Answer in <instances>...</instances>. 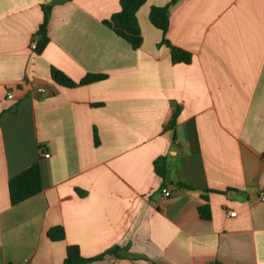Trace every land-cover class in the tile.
Segmentation results:
<instances>
[{"label": "crops", "instance_id": "obj_1", "mask_svg": "<svg viewBox=\"0 0 264 264\" xmlns=\"http://www.w3.org/2000/svg\"><path fill=\"white\" fill-rule=\"evenodd\" d=\"M168 5L140 8L133 50L103 24L119 0H0V264H63L69 245L86 258L122 249L91 264H264V0L171 4L167 39L190 64L172 63L149 19ZM53 67L107 79L66 88ZM35 163L42 192L12 206L10 179Z\"/></svg>", "mask_w": 264, "mask_h": 264}, {"label": "trees", "instance_id": "obj_2", "mask_svg": "<svg viewBox=\"0 0 264 264\" xmlns=\"http://www.w3.org/2000/svg\"><path fill=\"white\" fill-rule=\"evenodd\" d=\"M72 0H63V2H70ZM148 0H119L121 10L114 13L109 19L103 21V24L111 29L118 37L131 45L133 50H138L143 44V37L141 28L139 26L137 13L140 8ZM178 0H170V5L176 3ZM170 5L165 7H152L149 12V19L152 25L162 32V40L159 45H166L171 50V59L173 64H190L192 62V54L183 49L173 46L167 39V33L170 25ZM43 22L41 23L37 32V47L35 52L42 54L49 44L48 25L51 17V8L43 7ZM51 77L53 81L59 86L66 88H76L79 86H86L97 83L107 79L104 74H87L80 82H75L70 79L64 72L57 68L51 69ZM180 114V108H177L173 118L170 122V127L175 131L177 119ZM94 144L100 145L97 130L94 129ZM154 170L158 177L164 180L165 174L168 170L167 158L159 157L154 162ZM181 187H186L179 184ZM9 197L12 206H17L28 199L39 195L43 190L41 167L39 163L33 164L28 169L24 170L17 176L10 179ZM199 215L203 220L211 218V211L208 203L198 209ZM66 233L62 226L53 227L48 232V238L53 241L65 240ZM122 249L113 247L103 254L95 257L86 258L81 254L77 245H69L66 249V258L63 264H91L102 261L107 256L119 257ZM212 264H221L213 262Z\"/></svg>", "mask_w": 264, "mask_h": 264}, {"label": "built area", "instance_id": "obj_3", "mask_svg": "<svg viewBox=\"0 0 264 264\" xmlns=\"http://www.w3.org/2000/svg\"><path fill=\"white\" fill-rule=\"evenodd\" d=\"M36 47H37V43L34 42L33 45H32V48H33V49H36ZM40 91L44 92L43 90H40ZM7 98H8V99H12V98H13V95H12L11 92H8V94H7ZM44 157H45V158H49V157H50V154H49V153H46V154H44ZM161 194H162L165 198H170V197L172 196V191H171V189H170L169 187H163V188L161 189ZM260 200H261L262 202H264V194L261 195ZM228 215H229L230 217H233V216L236 215V213H234V212H230Z\"/></svg>", "mask_w": 264, "mask_h": 264}]
</instances>
